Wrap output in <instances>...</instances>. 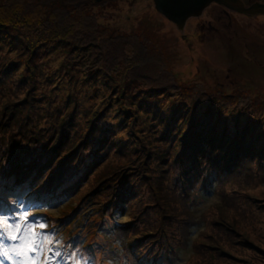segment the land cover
I'll list each match as a JSON object with an SVG mask.
<instances>
[{"label": "rangeland", "instance_id": "rangeland-1", "mask_svg": "<svg viewBox=\"0 0 264 264\" xmlns=\"http://www.w3.org/2000/svg\"><path fill=\"white\" fill-rule=\"evenodd\" d=\"M82 3L77 18L74 0H0V156L36 151L34 159L48 157L44 175L57 168L59 179L83 181L81 192L121 179L130 195L107 225L132 231L104 236L117 254L101 251L102 264H136L124 251L132 234L163 231L164 240L185 239L172 264H264V18L208 8L204 39L188 48L152 0ZM191 122L193 147L206 148L212 166L238 151L245 132L254 139L239 143L245 150L218 180L190 183L186 206L175 159ZM71 198L49 208L16 199L6 213L0 202V214L23 205L50 231L68 213L67 236L106 246L86 216L100 206ZM231 233L263 253L239 251Z\"/></svg>", "mask_w": 264, "mask_h": 264}, {"label": "trees", "instance_id": "trees-1", "mask_svg": "<svg viewBox=\"0 0 264 264\" xmlns=\"http://www.w3.org/2000/svg\"><path fill=\"white\" fill-rule=\"evenodd\" d=\"M97 1L99 0H95V2ZM82 2L83 0H74V4L70 7L72 9L71 12L77 13V18L80 17L77 11L80 8V5L83 4ZM203 22L204 21L198 19L195 22H192L193 24L188 26V32L190 34L188 36L189 38H191L188 41L189 44L199 46V41L204 39V31L201 28ZM182 32L183 31L179 33L182 34ZM213 35L220 36V34L216 32H213ZM73 37H77L76 33H74ZM191 45L187 44V47L189 48ZM243 122L245 123V125L243 126H246L250 132H253L254 126L251 125V128H249V125L251 123L246 122V120H244ZM191 126L192 128H194V122L190 123L187 132L183 137L184 143L182 146H179L177 150L178 152H176L177 158L175 159L176 164L179 163L181 166H183V169H180L177 173L175 183L176 186H178L179 191L181 192L182 198L186 200V206L189 200L187 199V196L190 189V183L196 182L197 179L201 177L205 179L206 175L207 177L205 181H208L209 184L213 180H218L222 175L221 172L232 166H228V164L230 163L229 159L231 160V162L236 160L238 156H240L239 151L243 149L245 150V148L239 143H244L245 138H249V140L254 139L250 138L251 135L249 136V134L245 132V135H243L238 142V151L236 152V147H234L232 154L229 158H227V160L225 157L222 158L224 159V163L220 159L216 163L217 166H212L213 164L210 158H206L210 154L209 152H207L206 148L195 149L193 147L194 142L193 139H191L192 132L191 130H189ZM198 129L199 126L197 130ZM219 135H215V142L217 141L216 139ZM224 136H226V134H224ZM207 145L208 147H211L212 150L214 145L212 146L211 143H207ZM204 146H206V144L203 145V147ZM257 149V147H254L255 152ZM230 150H232V147H230ZM27 151L29 150L23 147L19 150V152L16 150L12 156L7 152L0 156V197L6 199L7 202L22 197V199L28 202L33 201V203L43 204L46 207H53L55 205L64 204L63 202L67 198H71L74 195L70 199V201L71 203L77 202V204L75 203L76 206L78 205L79 207L81 206L84 208H92V206L95 207L97 205L101 206L100 208L92 209L93 211L89 212L88 216H86L88 219L95 218L96 220L104 223L109 221V218L111 217L114 210L122 209L125 200L130 195V192H128L125 187L120 183L121 179L115 182H110L107 180L104 181V183L108 182L107 184L102 183L97 188L81 192L80 189L82 187V183L81 186H79V183L83 181L71 183L70 181L59 179L60 175L58 174L59 172L57 168L51 170L49 174L44 175L43 173L46 169L45 162L48 160V157L44 155L41 159H34L33 157L36 155L37 152L30 151L24 155L23 153ZM244 154L245 153H243V156ZM259 154L260 153H258V155ZM216 155L219 157L223 156L220 153L215 154V156ZM201 158L207 159L205 160V163L201 164ZM208 160H210L209 164L207 163ZM192 175H194L193 180L190 179ZM206 184L207 183L204 182V185ZM73 186L76 187V190H78V192L74 191ZM68 208L72 209L69 210V212L75 209L70 207ZM70 217V214L67 213V215L63 219L64 222L62 226L64 227L65 232L72 231L73 228L75 229V226L71 227V225L68 223ZM176 220L177 218H171L167 223H171L172 221ZM80 221L79 224L81 223ZM77 222L78 220L75 219L72 224H76ZM167 223L166 225L170 227ZM112 226H110L111 229ZM112 230L115 232L116 239H119V236H121V234L123 233H131V228L129 227L121 228L113 226ZM166 234V231H163L161 234L159 232V234L154 233L150 236L145 237V234L142 236H135V233H133V237L129 241V244L124 245V251L128 252L130 258L134 260L136 264H172L175 255L178 252V248H180L185 243V239L180 235L181 237L178 240V245L177 242L172 241V236H174L172 232L169 234L171 236V239L164 240V236L166 237ZM230 235L234 238L235 242L237 243L236 245L241 246V248L238 249L239 251L245 249V251L257 253V255L263 253L259 249L260 246L258 244L251 243V246L249 248H245V240L241 239L242 236L236 237L232 233ZM225 253H223L224 256H227L228 258L230 257V260H232V255L234 254Z\"/></svg>", "mask_w": 264, "mask_h": 264}, {"label": "snow or ice", "instance_id": "snow-or-ice-1", "mask_svg": "<svg viewBox=\"0 0 264 264\" xmlns=\"http://www.w3.org/2000/svg\"><path fill=\"white\" fill-rule=\"evenodd\" d=\"M27 217L28 211L23 205L11 214H0V264H3L5 259L9 264H61L62 261L63 264H92L90 258L83 256L71 245L61 248L59 245L62 240L53 243L59 230L46 231V220L35 217L28 220ZM37 227L42 231H37ZM5 239L9 241L8 244L4 243Z\"/></svg>", "mask_w": 264, "mask_h": 264}, {"label": "water", "instance_id": "water-1", "mask_svg": "<svg viewBox=\"0 0 264 264\" xmlns=\"http://www.w3.org/2000/svg\"><path fill=\"white\" fill-rule=\"evenodd\" d=\"M152 2L155 10L179 30L182 29L187 19L200 16L211 3H216L227 10L241 14L249 15L264 12L263 5L256 4L244 8L237 4L235 0H171L167 3L162 2V0H152Z\"/></svg>", "mask_w": 264, "mask_h": 264}, {"label": "flooded vegetation", "instance_id": "flooded-vegetation-1", "mask_svg": "<svg viewBox=\"0 0 264 264\" xmlns=\"http://www.w3.org/2000/svg\"><path fill=\"white\" fill-rule=\"evenodd\" d=\"M235 2L239 5H241L242 7H245V8H248V7H251L253 5H256V4H259V5H263L264 6V0H235ZM208 8H220L221 9V12L223 14H233V15H240V16H243V17H253V18H258V17H263L264 18V12H257L255 14H252V15H243V14H239V13H236V12H233V11H229L227 9H225L224 7L220 6V5H217L215 3H212L210 4L206 10ZM205 10V11H206ZM204 14V13H203ZM203 14H201V16L197 17V18H189L185 24H184V27L182 28L183 32L181 34V39L184 43H188V41L191 39L189 38L188 35L189 32H188V26H190L191 24H193L192 22H195L196 20L200 19V20H203ZM187 45V44H186ZM188 45H191V44H188Z\"/></svg>", "mask_w": 264, "mask_h": 264}, {"label": "bare ground", "instance_id": "bare-ground-1", "mask_svg": "<svg viewBox=\"0 0 264 264\" xmlns=\"http://www.w3.org/2000/svg\"><path fill=\"white\" fill-rule=\"evenodd\" d=\"M253 14H254V13H253ZM249 15H252V14H249ZM249 19H257V18L250 17Z\"/></svg>", "mask_w": 264, "mask_h": 264}]
</instances>
